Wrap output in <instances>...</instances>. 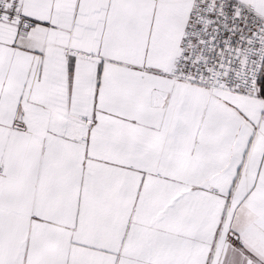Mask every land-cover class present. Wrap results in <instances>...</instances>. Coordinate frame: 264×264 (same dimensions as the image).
Instances as JSON below:
<instances>
[{
	"label": "snow or ice",
	"instance_id": "1",
	"mask_svg": "<svg viewBox=\"0 0 264 264\" xmlns=\"http://www.w3.org/2000/svg\"><path fill=\"white\" fill-rule=\"evenodd\" d=\"M0 264H264V0H0Z\"/></svg>",
	"mask_w": 264,
	"mask_h": 264
}]
</instances>
